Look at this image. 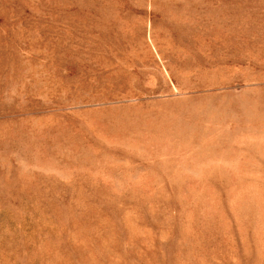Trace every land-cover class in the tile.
<instances>
[{
  "label": "rangeland",
  "instance_id": "obj_1",
  "mask_svg": "<svg viewBox=\"0 0 264 264\" xmlns=\"http://www.w3.org/2000/svg\"><path fill=\"white\" fill-rule=\"evenodd\" d=\"M0 264H264V0H0Z\"/></svg>",
  "mask_w": 264,
  "mask_h": 264
}]
</instances>
